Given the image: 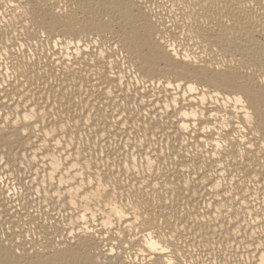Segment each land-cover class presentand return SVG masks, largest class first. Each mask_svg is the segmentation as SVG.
<instances>
[{
    "label": "bare ground",
    "instance_id": "bare-ground-1",
    "mask_svg": "<svg viewBox=\"0 0 264 264\" xmlns=\"http://www.w3.org/2000/svg\"><path fill=\"white\" fill-rule=\"evenodd\" d=\"M198 14L207 19V23L191 28H185L179 21L173 24L180 41L176 45L179 51L173 49L176 56L181 57L177 61L157 44L145 27L146 14L138 7L137 0H0V36L3 37L0 46L10 37L12 40L35 37L32 47L39 45L45 58L42 61L38 56L36 64L43 63L49 73L48 81H51H45L47 87L39 84L32 87L36 77L27 70L28 54L24 50L9 52L7 47L0 48V56L8 53L0 67L7 70L11 63L13 69L23 68L28 77L22 82L12 81L9 94L14 99L8 102L7 108L0 105V111L22 116L29 104L39 109V124L33 125L30 139H19L13 133L5 136L0 131V155L7 150L12 161L6 183L0 184V238L5 235L6 226L11 224L35 231L36 240L41 241H33L31 247L18 254L13 251L15 244L9 234L7 243L0 244V264H116V259H110L106 254L113 248L122 264H151L141 254L143 250L134 239L136 235L143 239L142 233L129 226V212L117 197L122 188L134 181L144 182L146 173L144 167H140L139 174L122 169L121 162L129 163V157H135L130 161L135 168L141 159L149 158V149L151 158L158 164L161 152L168 161L163 169L155 168V175H159L166 186H175L174 190L180 196V212L189 214L190 219L197 213L203 218L211 215V220L201 219L195 231L188 232L187 239L181 244L189 261L208 264L211 259L213 264L221 261L224 264H260L264 259V252L258 247L262 243L260 237L264 227L252 223L257 213L264 215V184L258 181L264 173V148L254 147L245 152L238 142H228L231 140L229 133L241 135L240 129L247 123L252 125L249 138L257 145H264L259 120L264 90L258 84L264 73V0H255L251 6L246 0H212V6L200 9ZM229 19L231 23H228ZM88 42H94L93 48L111 46L118 55L123 53L121 65H129V71L136 69L127 78L125 87L119 88V95L109 96L107 88L103 87L109 78L100 84L93 80V76L99 79V73L91 65L96 59L92 51H82L78 63L66 64L64 57L81 51V47L88 48ZM168 47L172 49V44ZM185 53L199 64L185 66ZM53 57L60 59V63L57 64ZM106 59L110 64L114 62L111 53ZM35 71L39 76V67ZM11 74L16 77L18 72L13 70ZM178 75L200 81L197 85L200 91L191 94L182 109L196 114L188 132L180 125L188 123L191 117H180L175 108L173 113H161L153 106L168 103L167 93L162 95L153 81L158 84V78L175 79ZM137 79L154 93L155 99L152 94L137 95L135 88L131 93L127 91ZM78 84L85 85L84 89L81 90ZM53 85L57 89L64 85L67 90L56 91ZM110 86L118 88L116 83ZM205 88H208L207 92ZM215 89H222L220 97L212 95ZM230 91L243 93L248 97L247 101L241 106L231 104L230 110L214 115L213 105L221 108L233 99L227 95ZM218 99L219 104L216 103ZM141 100L145 103H137ZM253 112L252 120H248L247 115ZM233 124L240 128L232 127ZM205 128L213 131L205 133ZM53 134L62 145L57 153L47 150L56 147L49 143ZM152 136L157 139L152 140ZM217 137L226 142L222 159L212 143ZM144 144L147 147H143ZM129 145L137 151L133 152ZM233 151L242 152L247 159L234 166ZM213 152H217L216 157L212 156ZM65 161L79 163L78 172L64 168L54 176L57 166ZM110 162L115 166V176L113 168L108 166ZM178 168L180 175H177ZM218 172H224L225 176H218ZM105 174L112 182L110 198L105 199L97 193L76 208L70 203L62 205L57 209L60 215L56 230L50 224L47 228L38 224L33 229V225L42 219L41 199H32L33 186L45 188L46 185L47 192L58 189L63 183L71 202L76 199L78 189L83 187L82 183L74 184V181ZM4 176V170H0V179ZM22 180L27 183L22 185ZM12 184L17 186L11 189L14 193L19 187L27 189L25 193H19L20 203L4 195V189ZM218 185L224 187L218 188ZM181 187L186 193L190 192L191 197L179 193ZM141 211L142 206L133 204L132 217H137ZM152 211L154 221L158 213L154 208ZM168 215L171 217L173 213ZM141 226L146 225L142 223ZM164 227L166 229L167 225ZM148 242L144 241L145 244ZM212 244H215L214 248Z\"/></svg>",
    "mask_w": 264,
    "mask_h": 264
},
{
    "label": "snow or ice",
    "instance_id": "snow-or-ice-1",
    "mask_svg": "<svg viewBox=\"0 0 264 264\" xmlns=\"http://www.w3.org/2000/svg\"><path fill=\"white\" fill-rule=\"evenodd\" d=\"M246 2L251 6L255 4V0H246ZM138 7L140 10L146 14L145 27L151 31L152 37L156 40L157 44L164 48L166 51H169L170 55L177 61L181 60V57L176 56V51L179 49L176 48L177 43H179V34L174 33L173 24L179 21V23L184 24L185 28H191L198 26L202 23H207V19H203L201 15H199L200 9H209L212 6V0H137ZM163 9V11H162ZM60 11V9H57ZM159 14V15H158ZM167 21H172V23H168ZM231 19H229L228 23H231ZM179 25H177V28ZM45 34L47 33V29L44 30ZM40 35L39 31L37 33ZM3 37L0 36V40ZM35 37L32 38H21L17 40H12L11 37L8 40L4 41V44L0 46L7 47L9 52L24 50L26 54H28L29 59L26 63V67L29 73L33 77H36L35 80L32 81L31 86L36 87L39 84L41 87H47L48 84L45 81H48L49 73L45 71L43 63L40 65L36 64L37 57L39 56L42 61H44V57L41 54L40 47L37 45L35 48L32 47V42ZM54 39V38H53ZM97 40L100 37H96ZM23 40V42H21ZM57 45L60 44L59 41H55ZM94 42H88V48L81 47V51L75 52V54H67L64 57L67 65L76 64L79 62L78 58L81 56V52L92 51L96 59L91 61V65L96 67L97 72L99 73V79L96 76H93V80L96 83L100 84L105 78L108 79V83L104 84L103 87L107 88L108 95L112 96L113 93L119 95V88H124L127 78L131 75L132 72H135V68H131L130 71L129 65L120 64V56L116 52H113L111 46H106L104 48H100L97 46L93 48ZM52 41L50 40L49 46L51 47ZM172 44V49H169L168 45ZM14 46V47H13ZM71 48V46H69ZM175 49L176 51H173ZM111 53L113 56V63H108L106 57ZM8 53H4L0 56V63L7 57ZM48 56H51V53H48ZM86 58V57H85ZM56 59V63H60V59L53 57ZM183 61L187 62L185 66L190 65L192 63L199 64V61H193V57L188 54H183ZM39 67L40 75L38 76L35 69ZM101 69L103 71H101ZM16 70L18 75L16 77L12 76V71ZM0 74L3 75V79L0 80V105L7 108L8 102L14 99L9 94V87L14 79L23 80L28 79V77L24 73L23 68L13 69L12 64L8 65L7 70L0 67ZM58 74V72H57ZM262 78L258 82L259 87L264 90V73L261 74ZM43 77V79H41ZM159 83L156 84L153 81L154 87L157 88L160 93L163 95L167 93L168 103L160 102L159 104H154V107H158L161 113H173V108L179 111V116L183 118H189L188 123H182L180 128L188 132L189 125L192 123V120L196 118V114L189 113L186 110H182L184 104L187 102V98L191 94H195L200 89L197 85L200 83L199 80L195 79H187L182 75L176 76L175 79L168 78H158ZM51 83V81H48ZM112 83H116L118 88H113L110 85ZM81 90L84 89L85 85L78 84ZM28 85H25L27 88ZM136 89L137 95L143 93L144 95H153V99H155L154 93H151L150 89L145 88V86L140 82V80H136L131 87L127 89L129 93L132 92V89ZM53 89L56 91H60L61 89L67 90L64 85H61L60 89L55 88L53 85ZM186 89V90H185ZM204 91H208V88H205ZM222 89H215L212 91V95L220 97V92ZM227 95L229 97H233L231 101L222 105L221 108L214 109L215 112L224 111L226 109L230 110L231 104H236L241 106L245 104L248 97L240 92H228ZM123 99V96L120 97ZM137 103H145V101H137ZM207 103V101H204ZM217 104L220 103V99L217 100ZM30 109V110H29ZM123 111V110H122ZM247 112V109L244 110ZM225 114H227L225 112ZM247 115L248 120H252L253 115ZM145 115H147L145 113ZM163 117H161L162 119ZM260 136L261 139H264V104L261 106L260 110ZM121 123H124L121 120ZM15 124V128L13 125ZM39 124V109L33 107L31 104L25 106V114L19 116L18 113H13L12 115H8L7 112L0 111V131L5 133L7 136L9 133H13L17 138L23 139L25 137L31 138L33 125ZM225 126H229L227 121L225 122ZM234 128H240L239 125H231ZM252 125L245 123L243 128L240 129L241 135L236 136L229 133L231 140L228 142H238L240 147L245 150V152L253 150L254 147H262L264 145H257L253 139H250L248 133L251 129ZM27 129V131H23ZM159 131V130H158ZM213 130L211 128H205L204 132L209 133ZM213 135H215L213 133ZM56 134H53V137L50 139L49 143L55 144V148H49L47 150L52 151L53 153H57L59 148L62 147L59 139L55 138ZM152 140L157 139L156 136L151 137ZM214 147L219 152V158L222 159L225 155L226 142L221 140L219 137L212 141ZM143 147H147L146 144L142 145ZM133 152H136V148H132L129 145ZM233 148L235 149V143L233 144ZM149 151V158L145 161L141 159L139 161V166L133 168L130 161L135 159V157H129V163L121 162L120 167L122 169H127L129 172H133L134 174H139L140 167H144L146 173L144 175V182L134 181L132 184L128 185L121 189L120 192L117 193V197L124 203L125 207L129 212V226L138 233H142L143 239L140 235L134 236V239L137 244H139L142 248V255L147 257L148 260L151 261V264H193L192 261H189L187 258V251L184 247H181V244L184 243V240L187 239V233L190 231H195V227L199 225V221L204 219L205 222L207 220H211V215L203 218L200 217L199 213H197L195 218H189V214H185L180 212L178 201L180 200V196L174 190L175 186L167 185L161 180L159 175H155V168L159 167L163 169L165 165L168 163L167 159L163 158V152H161V159L159 164L156 159L151 158V149ZM175 151V150H173ZM264 155V152H262ZM177 156H180L177 153ZM212 156L216 157L217 152H213ZM232 156L235 157V164H238L242 160H246L247 157L242 152L233 151ZM231 158V157H230ZM64 160V157H61ZM183 159V157H181ZM71 164V167L69 166ZM79 163H73L72 161H65L62 165L57 166V171L53 172L55 176L57 172H62L64 168H67L70 172H78ZM113 168V175H117L115 171V166L111 164L108 165ZM12 167V161L10 154L7 150L3 151V154L0 155V170H4L5 176L3 179H0V184H4L7 181V171H10ZM221 168L224 167L223 164L220 165ZM246 167V165H245ZM91 171V170H89ZM101 172L104 169H100ZM203 171V169H202ZM180 169H177V175H180ZM122 175V173H121ZM163 175V172H161ZM218 176H225L224 172H218ZM258 181L264 184V173L258 177ZM27 181H21V184H26ZM83 184V187L78 189L77 197L74 201L69 202L67 198V186L63 183L60 184L59 188L52 191L49 190L46 192L47 186L45 188H40L38 186H33L31 188L32 193L34 194L32 199L35 200L37 197L41 199V209L40 216L42 219L37 222V224L33 225V229L38 227V224H43L45 228L50 224L51 228L56 230L58 224L59 215L57 213V209L62 207V205L71 204L73 208H76L78 204L82 201H87L89 196L95 197L97 193H99L105 199H108L112 195V182L111 179L107 176V174L102 176H86L83 181L76 180L74 184ZM225 183L227 180L225 179ZM55 184V181H53ZM119 186V184H117ZM13 187H17L15 184L9 185L8 188L4 189V195L14 200L16 203H20L18 198L19 193H25L27 189L25 187H19L18 192L14 193L11 189ZM184 187H187L185 185ZM184 187L179 189V193L187 195L191 197L190 192H185ZM218 188H223L224 185H218ZM264 191V188H262ZM87 193V195H86ZM239 197H236V200L239 201ZM253 203H255V198H253ZM133 204L139 205L143 207V211L139 212L138 216L133 218L132 206ZM176 206L175 208L173 206ZM211 207V204L208 205ZM11 207V204H9ZM155 209L158 215L156 219L153 221V211ZM264 208V206H262ZM13 211H17L13 209ZM82 211V210H81ZM217 212L220 210L217 209ZM168 213H173L170 217ZM147 214V215H146ZM116 215H123V213H117ZM259 216V219L256 218ZM253 217L252 223L259 224L261 227H264V215H260L259 213ZM91 217H89L90 219ZM22 219H26V217H22ZM142 223L146 226L142 227ZM157 225L159 227H157ZM165 225L167 228L165 229ZM107 227V225H106ZM114 230V225L112 226ZM91 231V229H89ZM9 234H12V243L15 244V248L13 251L15 253H22V251L28 247L32 246V242L36 241V243H40L41 241L36 240L35 231L28 229L26 226L24 228L13 226L8 224L6 226L5 235L0 238V244H6L9 239ZM57 235H59V231L57 230ZM199 235V233H197ZM126 238V237H125ZM262 243L258 245L262 252H264V234H261ZM149 241L147 244L144 241ZM127 247V245H125ZM212 247H215V244H212ZM116 248H113L110 253H106L110 259L115 258L116 264H122V261L119 257L116 256ZM208 264H213V261L209 259ZM220 264H224L223 261ZM260 264H264V259H261Z\"/></svg>",
    "mask_w": 264,
    "mask_h": 264
}]
</instances>
